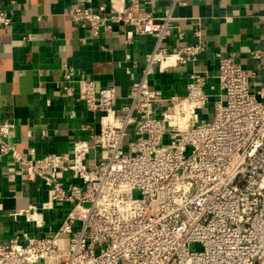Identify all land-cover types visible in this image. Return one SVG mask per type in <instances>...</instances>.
<instances>
[{"label":"built area","instance_id":"2783aa9c","mask_svg":"<svg viewBox=\"0 0 264 264\" xmlns=\"http://www.w3.org/2000/svg\"><path fill=\"white\" fill-rule=\"evenodd\" d=\"M91 1L69 7L73 23L93 37L118 24L126 42L152 35L155 47L120 107L114 83L97 89L64 66V96L101 115L70 153L20 151L7 142L15 123H0L1 157L48 189L41 209L14 216L43 229L44 211L66 209L55 231L0 240V264H264V76L255 89L234 57H221V95L211 102L207 75L195 68L205 43L171 52L161 44L184 33H174L170 14L141 16L140 0L97 9ZM12 22L1 9L0 25ZM187 65L193 69L185 95L166 97L151 86L156 66Z\"/></svg>","mask_w":264,"mask_h":264},{"label":"crops","instance_id":"0c3cea01","mask_svg":"<svg viewBox=\"0 0 264 264\" xmlns=\"http://www.w3.org/2000/svg\"><path fill=\"white\" fill-rule=\"evenodd\" d=\"M78 1L0 0V10L9 11L13 19L9 28L0 25V123H15L7 142L23 152L33 149L37 157L70 153L76 141L89 139L100 121L101 115L88 111L83 101L62 93L65 65L93 79L97 89L114 83L120 107L128 101L133 82L142 74L156 44L152 35L126 42L124 27L118 24L93 37L89 29L68 16L69 7ZM111 1L92 0L91 5L109 8ZM139 14L171 15L174 33H184L182 38L172 36L161 44L171 52L198 41L207 45L195 68L207 75L211 102L221 95L217 78L221 57H234L252 74V86H261L264 0H187L186 5H175L173 0H140ZM195 31H200V37ZM192 69L187 65L164 71L156 66L150 84L166 97L185 95ZM47 201L44 183L29 181L10 158L0 155V240L55 231L66 214L60 204L44 211L43 229L27 222L24 215L14 216L32 206L41 209Z\"/></svg>","mask_w":264,"mask_h":264}]
</instances>
